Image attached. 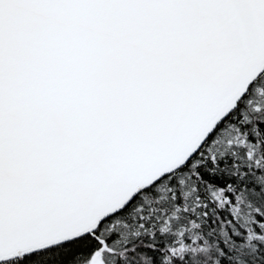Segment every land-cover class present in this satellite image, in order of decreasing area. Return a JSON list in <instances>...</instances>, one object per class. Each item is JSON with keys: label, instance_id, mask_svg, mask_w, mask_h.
I'll list each match as a JSON object with an SVG mask.
<instances>
[{"label": "snow or ice", "instance_id": "obj_1", "mask_svg": "<svg viewBox=\"0 0 264 264\" xmlns=\"http://www.w3.org/2000/svg\"><path fill=\"white\" fill-rule=\"evenodd\" d=\"M0 264H264V0H0Z\"/></svg>", "mask_w": 264, "mask_h": 264}]
</instances>
